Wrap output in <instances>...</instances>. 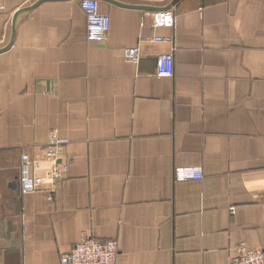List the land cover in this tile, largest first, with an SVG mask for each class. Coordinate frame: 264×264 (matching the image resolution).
<instances>
[{
  "label": "crops",
  "instance_id": "obj_1",
  "mask_svg": "<svg viewBox=\"0 0 264 264\" xmlns=\"http://www.w3.org/2000/svg\"><path fill=\"white\" fill-rule=\"evenodd\" d=\"M79 1L0 0V264H60L84 237L114 240L115 264H227L239 243L264 248V0H178L173 27L153 25L172 0H97L101 43ZM165 54L170 77L156 74ZM51 130L69 158L53 188ZM22 154L43 178L27 193Z\"/></svg>",
  "mask_w": 264,
  "mask_h": 264
},
{
  "label": "built area",
  "instance_id": "obj_2",
  "mask_svg": "<svg viewBox=\"0 0 264 264\" xmlns=\"http://www.w3.org/2000/svg\"><path fill=\"white\" fill-rule=\"evenodd\" d=\"M79 5L85 18V37L87 41L101 43L106 40L110 19L100 12L97 0H80ZM154 26L173 27V7L157 10L153 13ZM161 38H152L160 41ZM123 57L126 61L137 63L139 51L137 48L125 49ZM156 74L160 77H170L173 74V59L171 54L161 55L156 60ZM68 140L59 136L56 130L48 133L45 147V159L49 168L44 171L43 177L55 187L68 168V156L63 148ZM22 173L17 179L20 193H27L37 189L43 182L40 176L31 175L29 169L37 170L38 162L30 159L26 154L20 157ZM183 179H200L202 174L198 169H184ZM233 211V210H232ZM117 244L114 240L97 241L91 237H84L78 244L60 256V264H115ZM227 264H264V248H251L239 243L234 248V254Z\"/></svg>",
  "mask_w": 264,
  "mask_h": 264
},
{
  "label": "water",
  "instance_id": "obj_3",
  "mask_svg": "<svg viewBox=\"0 0 264 264\" xmlns=\"http://www.w3.org/2000/svg\"><path fill=\"white\" fill-rule=\"evenodd\" d=\"M42 1V0H41ZM105 1H108L110 3H113V4H116V5H120V6H129V7H134V8H137V9H150V10H154L156 8H153V7H148V6H143V5H127V4H124V3H121V2H118V1H115V0H105ZM178 0H172L168 5H166V7H164L163 9H168V8H171L175 5V3L177 2ZM40 1H38L37 3H39ZM161 10V9H160ZM17 14H15L13 16V19H12V35H13V29H14V20H15V16ZM12 35H11V39H12ZM11 44V41L8 43V45L4 48H2L0 50V53L5 51L6 49L9 48Z\"/></svg>",
  "mask_w": 264,
  "mask_h": 264
}]
</instances>
